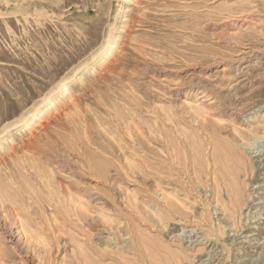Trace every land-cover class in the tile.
<instances>
[{"label":"rangeland","instance_id":"obj_1","mask_svg":"<svg viewBox=\"0 0 264 264\" xmlns=\"http://www.w3.org/2000/svg\"><path fill=\"white\" fill-rule=\"evenodd\" d=\"M0 182V264H264V0H0Z\"/></svg>","mask_w":264,"mask_h":264},{"label":"bare ground","instance_id":"obj_2","mask_svg":"<svg viewBox=\"0 0 264 264\" xmlns=\"http://www.w3.org/2000/svg\"><path fill=\"white\" fill-rule=\"evenodd\" d=\"M60 85V90L63 91L67 89V85L64 82H62ZM56 90L58 89L56 88ZM255 140L258 141L260 139L256 137ZM243 145L249 146V144L246 143ZM201 171L203 173L202 180L204 181L203 183L206 196L209 194V187L206 184L210 181L212 183L210 186L212 192L211 198L214 200L212 205L216 204L218 207V209H214L215 214H217L219 210H222L228 218H234L237 215L241 216V212L246 206V178L250 176L249 174H252L251 172L253 171L252 166L249 164L248 158L244 154H241V149H214L211 161L204 163L201 167ZM1 185L2 184L0 182V208H6L8 202L10 203L12 196L9 194L7 188ZM166 195H162V198L166 201H170L168 198L169 196ZM9 210L16 217V219L14 218L16 222L19 223L20 227H22L24 230L25 224L22 220V213L20 214V210L18 211L17 208L14 209L12 206H9ZM3 218L7 220L6 215L3 216ZM224 228L218 230L220 231V234H222V237V230ZM25 231L26 228L24 232Z\"/></svg>","mask_w":264,"mask_h":264}]
</instances>
